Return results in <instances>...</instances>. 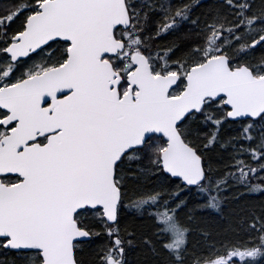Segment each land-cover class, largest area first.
<instances>
[{
	"label": "snow or ice",
	"instance_id": "snow-or-ice-1",
	"mask_svg": "<svg viewBox=\"0 0 264 264\" xmlns=\"http://www.w3.org/2000/svg\"><path fill=\"white\" fill-rule=\"evenodd\" d=\"M0 264H264V0H0Z\"/></svg>",
	"mask_w": 264,
	"mask_h": 264
},
{
	"label": "trees",
	"instance_id": "trees-1",
	"mask_svg": "<svg viewBox=\"0 0 264 264\" xmlns=\"http://www.w3.org/2000/svg\"><path fill=\"white\" fill-rule=\"evenodd\" d=\"M207 2L210 3L211 0H207ZM201 10L202 9L198 8L197 14H199ZM225 134L230 135L231 134L230 129L228 131H226ZM189 198L191 199L192 197H189ZM247 199L251 202H258L261 199V197L259 196L258 193H256V194L250 195L249 197H247ZM191 206L192 205L190 204L189 207L191 208ZM232 207H234V205L226 208L223 216L216 215L215 210L200 212L199 215L202 216L205 220H207L211 224V226L214 229V234H215V232H218L221 228H224L227 226L228 220H229V212L232 210ZM127 218L129 220L135 219L137 223L143 224L145 227H147V225L150 223L146 218L141 219V218L136 217V214H135L134 210H132V209L128 210V217ZM198 238L199 237H197V239Z\"/></svg>",
	"mask_w": 264,
	"mask_h": 264
}]
</instances>
